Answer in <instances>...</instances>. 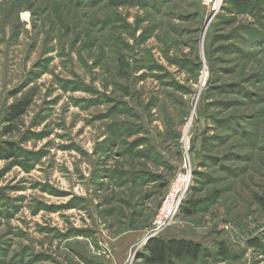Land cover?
I'll list each match as a JSON object with an SVG mask.
<instances>
[{"label":"rangeland","instance_id":"1","mask_svg":"<svg viewBox=\"0 0 264 264\" xmlns=\"http://www.w3.org/2000/svg\"><path fill=\"white\" fill-rule=\"evenodd\" d=\"M236 1L0 0V264H115L134 234L143 264L186 170L178 264H264V0Z\"/></svg>","mask_w":264,"mask_h":264},{"label":"trees","instance_id":"2","mask_svg":"<svg viewBox=\"0 0 264 264\" xmlns=\"http://www.w3.org/2000/svg\"><path fill=\"white\" fill-rule=\"evenodd\" d=\"M253 0H237L239 6H248ZM29 103L25 102L14 107L8 121H15L26 113ZM9 131V130H8ZM191 215L193 210L185 209ZM255 245V244H253ZM220 254L227 256V248L221 247ZM204 254V248L193 241L186 239L152 238L146 245L140 257L143 264H178L181 262H197Z\"/></svg>","mask_w":264,"mask_h":264},{"label":"built area","instance_id":"3","mask_svg":"<svg viewBox=\"0 0 264 264\" xmlns=\"http://www.w3.org/2000/svg\"><path fill=\"white\" fill-rule=\"evenodd\" d=\"M189 171H182L173 181L165 196L154 222L149 229V239L160 237L169 228L183 203L184 192L190 182ZM148 239V240H149ZM135 255H131L129 264H134Z\"/></svg>","mask_w":264,"mask_h":264},{"label":"crops","instance_id":"4","mask_svg":"<svg viewBox=\"0 0 264 264\" xmlns=\"http://www.w3.org/2000/svg\"><path fill=\"white\" fill-rule=\"evenodd\" d=\"M140 237L141 236L134 234L131 237H129L127 241L125 240V242L122 243V245L117 246V249L113 250L114 258H117L115 264H125L126 259H124V257L128 249H130L135 244L136 239L137 238L139 239ZM168 239H178V238L172 237Z\"/></svg>","mask_w":264,"mask_h":264}]
</instances>
